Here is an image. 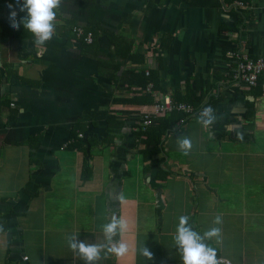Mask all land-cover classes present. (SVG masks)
Instances as JSON below:
<instances>
[{"label":"crops","instance_id":"1","mask_svg":"<svg viewBox=\"0 0 264 264\" xmlns=\"http://www.w3.org/2000/svg\"><path fill=\"white\" fill-rule=\"evenodd\" d=\"M87 1L60 0L49 45H19L0 31V99L10 101L0 106V264H85L69 238L104 244L101 225L113 215L128 223L113 241L129 251L101 249L93 264H182L180 216L201 235L219 227V241H205L216 256L264 264V78L261 89L236 85L231 56L264 57V0ZM7 12L0 0V21ZM73 23L97 30L98 60L70 40ZM113 32L133 39L145 56L138 67L158 71L159 96H213V123L202 125L195 109L164 138L163 155L144 159L134 133L156 98L136 102L142 93L99 73V60L114 58L117 76L137 66L116 57ZM105 110L123 123L113 140L97 118L82 126L83 149L66 147L87 112Z\"/></svg>","mask_w":264,"mask_h":264},{"label":"trees","instance_id":"2","mask_svg":"<svg viewBox=\"0 0 264 264\" xmlns=\"http://www.w3.org/2000/svg\"><path fill=\"white\" fill-rule=\"evenodd\" d=\"M80 1H87V0H80ZM90 1V0H89ZM88 2V1H87ZM22 3V0H21ZM9 8L12 9V12H15V23L17 24L16 28H12L10 25L12 21L9 20V16L11 13L9 12ZM7 18L5 20L0 21V31L2 34L7 35L11 38H16L19 41V45L29 44L34 42V36L31 32L26 30L23 26L22 20L26 16V10L22 11L20 8V5L13 3V0H7ZM75 26L81 27L84 30L85 35L82 37H77V35L73 32V29ZM71 36L69 37L70 40L76 39L79 43L80 52L82 55L89 54L91 52H96L95 58L99 59V52L98 49L95 48L98 46L97 43V30L91 28L90 26H80V25H73L71 24L70 28ZM93 33V41L91 43H87L85 36L89 33ZM111 35V42L114 46V54H116L117 58L123 59V62L130 63L133 66L137 65L131 69L124 70V72L117 76L119 71L121 70V67L119 64L115 62V59H109V61L105 60H99V73L101 74H110L111 80L118 79L121 83L127 84L128 90H137L138 92L142 93V96L140 98L134 99V101L139 102L141 104H153V98L149 93H145V90L149 83L153 84V88L160 89V78L158 71H150L149 75H147L144 71V69L138 67V65L145 64V56L138 54L133 51V39H127L123 36H119L115 34V32L110 33ZM49 40H47L43 45H49ZM162 48H166L167 44L163 43L161 45ZM96 50V51H95ZM106 75V76H107ZM259 88H262V78L259 81ZM117 102V100H114ZM172 101L176 104L178 103H188L192 105L196 110L200 111V109L211 106L214 104V97L212 96L210 100L205 104L202 97H196L193 96L188 99L186 98H180V96L177 94L172 98ZM0 106H10V101L7 98L0 99ZM201 109V110H202ZM113 111L110 112V110L105 111H95V112H87L82 119L78 122V124L75 126L73 131L70 133V139L72 142L68 143L66 147H69L71 149H83L84 146L82 145L81 140L79 139V133L84 132V128L82 129V126L85 122L92 120L96 121L97 118H103L108 122V131L107 136H105L103 139L104 141H111L114 139L116 133L120 131L121 126L123 125L122 121H119L117 116L114 114H111ZM190 115H187L180 111H173L165 116H159V117H151V123L148 126H144L142 119V122H140V125L138 126V129L135 131L134 136L137 139L138 142L145 145V149L140 154L144 157V159H148L149 157H155V156H161L164 153L163 150V144H164V138L167 136V134L173 129L174 125L177 124L179 121H185L187 117ZM32 140H40L39 136L31 137L29 141ZM92 146V144H90ZM165 162V159H162L158 161L159 166H162V164ZM160 168V167H159ZM167 174V172H166Z\"/></svg>","mask_w":264,"mask_h":264},{"label":"clouds","instance_id":"3","mask_svg":"<svg viewBox=\"0 0 264 264\" xmlns=\"http://www.w3.org/2000/svg\"><path fill=\"white\" fill-rule=\"evenodd\" d=\"M60 0H13V3L20 5L22 11L26 10V16L22 23L26 30L34 36V42L37 45L44 44L53 35L54 19L56 17V9ZM11 15L9 20L12 21L11 27L16 28L15 12L9 8ZM215 116L211 106H206L199 114L198 120L208 126L213 123ZM179 147L187 151L191 147L190 140L183 138L179 140ZM215 224L221 222L219 216L215 217ZM128 227L127 221L121 216L113 215L110 220L101 225V231L104 234V244L86 243L77 241V237H70L68 244L73 250H76L85 261V264H93L95 259L100 255L101 249L105 250V254L112 253L117 258L123 257L128 251L129 246L123 239L113 241V237L118 234L123 237ZM219 227H211L204 231L201 235L195 231L187 216H180L176 225V232L173 237L174 245L181 254L182 264H218L216 257V249L206 245L205 241L216 238L219 241ZM140 254L151 257L152 253L147 247L140 249Z\"/></svg>","mask_w":264,"mask_h":264},{"label":"built area","instance_id":"4","mask_svg":"<svg viewBox=\"0 0 264 264\" xmlns=\"http://www.w3.org/2000/svg\"><path fill=\"white\" fill-rule=\"evenodd\" d=\"M243 3L239 2L236 4L237 7H243ZM73 32L77 37H82L85 35L83 28L74 27ZM86 42L91 43L93 41V33L89 32L85 36ZM231 56L236 61L235 75L233 77V83L236 85H245L251 88H255L259 85L261 78H264V57L258 59H251L249 55L243 50H236L231 52ZM149 74V71L146 72ZM264 88V83H263ZM145 93H149L156 98L154 104V111L148 113L144 116L143 124L148 126L151 123V117H159L169 114L173 111H180L186 114H194L196 112L195 108L189 104L185 103H174L172 98L169 96H159L153 88V84L149 83ZM218 264H233L229 259L221 256H216Z\"/></svg>","mask_w":264,"mask_h":264}]
</instances>
